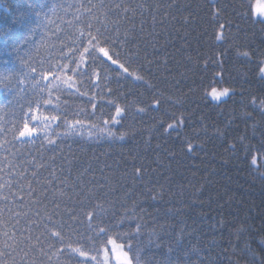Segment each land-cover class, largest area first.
Wrapping results in <instances>:
<instances>
[{"label": "trees", "instance_id": "1", "mask_svg": "<svg viewBox=\"0 0 264 264\" xmlns=\"http://www.w3.org/2000/svg\"><path fill=\"white\" fill-rule=\"evenodd\" d=\"M255 2L0 0V264H264Z\"/></svg>", "mask_w": 264, "mask_h": 264}, {"label": "snow or ice", "instance_id": "2", "mask_svg": "<svg viewBox=\"0 0 264 264\" xmlns=\"http://www.w3.org/2000/svg\"><path fill=\"white\" fill-rule=\"evenodd\" d=\"M251 7V6H250ZM256 9H257V14H261V13H264V5H256ZM107 41H105L106 43ZM101 49H105L104 47H100ZM86 52L89 53L90 57L92 58V52L88 49ZM108 53V52H107ZM108 57H110L112 63L116 64L117 61L116 60H113L111 56H109L108 54ZM107 57V58H108ZM121 67H123V65H121ZM125 72H127L128 70L125 68L124 69ZM69 79H71L69 77ZM227 94V89L224 90L223 93H221V95H226ZM216 99H219V96H216L214 97ZM117 113L119 114V109H117ZM27 128H29L27 125H25ZM31 129V128H29ZM33 131V129H31ZM55 234V233H54ZM108 243H111V244H116V241L115 240H109ZM125 247H127L128 249H131L132 248V244L130 243H127V244H120L118 245V248L120 249V251L117 253L116 257H115V260H111V257H109V261L111 262V264H133V260L132 258L129 257V253L128 251H125ZM173 249H171V247L169 248V251L171 252ZM107 249H105V252L107 253ZM81 256L85 255V253L81 252L80 253ZM94 259V258H93ZM3 264H6V261L3 262ZM137 264H138V261H137ZM163 264H172V260H171V257L170 256H166L164 261H163ZM176 264H180L179 262V259L177 260Z\"/></svg>", "mask_w": 264, "mask_h": 264}, {"label": "rangeland", "instance_id": "3", "mask_svg": "<svg viewBox=\"0 0 264 264\" xmlns=\"http://www.w3.org/2000/svg\"><path fill=\"white\" fill-rule=\"evenodd\" d=\"M256 5H264V0H256L255 7H254L255 18L257 20H264V13H261L259 15L257 14ZM262 77L264 79V66L262 69ZM223 92H224V90H219V89L213 90L210 93V100L212 102H214L215 104H220V103L228 100L232 95V92L230 90H227L226 95H221V93H223ZM216 96H219V99L214 98ZM28 136H29V133H25L23 135L22 139L26 140V139H28ZM118 245H120V244H118L117 242H116V244L110 243L109 249L103 257V263L102 264H111V262L108 259L109 257H111V260H115L117 253L120 251V249L118 248ZM125 251H126V249H125Z\"/></svg>", "mask_w": 264, "mask_h": 264}]
</instances>
